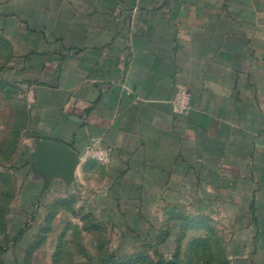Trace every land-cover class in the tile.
<instances>
[{
  "label": "crops",
  "instance_id": "crops-1",
  "mask_svg": "<svg viewBox=\"0 0 264 264\" xmlns=\"http://www.w3.org/2000/svg\"><path fill=\"white\" fill-rule=\"evenodd\" d=\"M2 32L38 143L80 158L69 185L146 188L264 264V0H0Z\"/></svg>",
  "mask_w": 264,
  "mask_h": 264
},
{
  "label": "rangeland",
  "instance_id": "rangeland-1",
  "mask_svg": "<svg viewBox=\"0 0 264 264\" xmlns=\"http://www.w3.org/2000/svg\"><path fill=\"white\" fill-rule=\"evenodd\" d=\"M3 35L0 264H231L223 221H197L194 209L149 203L146 188L108 186L101 172L96 186L91 177L75 185L37 179L32 155L40 125L32 96L6 72L10 48Z\"/></svg>",
  "mask_w": 264,
  "mask_h": 264
},
{
  "label": "water",
  "instance_id": "water-1",
  "mask_svg": "<svg viewBox=\"0 0 264 264\" xmlns=\"http://www.w3.org/2000/svg\"><path fill=\"white\" fill-rule=\"evenodd\" d=\"M34 170L43 172L49 182L55 178L70 184L80 163V158L66 146L43 141L38 143V149L33 153Z\"/></svg>",
  "mask_w": 264,
  "mask_h": 264
},
{
  "label": "built area",
  "instance_id": "built-area-1",
  "mask_svg": "<svg viewBox=\"0 0 264 264\" xmlns=\"http://www.w3.org/2000/svg\"><path fill=\"white\" fill-rule=\"evenodd\" d=\"M191 95L186 91H178L172 100L174 112L176 114H187L191 110ZM92 153L91 150L89 152ZM93 158H99L96 154H91Z\"/></svg>",
  "mask_w": 264,
  "mask_h": 264
}]
</instances>
